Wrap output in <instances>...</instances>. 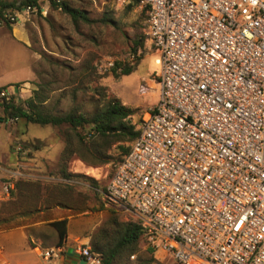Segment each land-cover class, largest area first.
Returning <instances> with one entry per match:
<instances>
[{
	"label": "built area",
	"instance_id": "built-area-1",
	"mask_svg": "<svg viewBox=\"0 0 264 264\" xmlns=\"http://www.w3.org/2000/svg\"><path fill=\"white\" fill-rule=\"evenodd\" d=\"M136 2L159 55V99L134 124L104 206L176 264H264V0ZM66 252L36 249L46 261ZM77 253L102 264L90 247Z\"/></svg>",
	"mask_w": 264,
	"mask_h": 264
},
{
	"label": "rangeland",
	"instance_id": "rangeland-1",
	"mask_svg": "<svg viewBox=\"0 0 264 264\" xmlns=\"http://www.w3.org/2000/svg\"><path fill=\"white\" fill-rule=\"evenodd\" d=\"M2 1L15 2L21 9L5 14L11 29L0 17V82L22 81L34 74L33 80L18 85L11 93L16 102L31 98L40 86L48 98L46 108L54 114L73 109L93 112L104 97L115 98L135 111L131 116L133 124L157 103L159 55L149 49L144 39L145 17L140 10L121 8L115 0H58L87 12L92 20L87 24L74 23L49 0H39L40 9L22 8L23 0ZM107 18L112 24L104 22ZM136 47L138 51L134 53ZM117 62L132 67L133 72L115 77L112 69ZM0 118V221L5 222L0 223V230L24 227L30 237L41 239L50 248L57 242L56 232L48 225L52 219L84 216L90 224L91 238L107 225L116 214L115 209L104 206L102 192L118 159L92 167L74 157L67 165L70 177H64L61 154L69 138L75 140L70 127L7 118L1 99ZM111 152L115 158L120 156L116 146ZM88 178L98 182V188ZM7 183L14 185L10 198L3 194ZM48 198L75 209L53 208L19 215ZM82 208L88 210H77ZM117 214L119 221L127 222ZM138 247L139 252L132 255L135 258L129 256L121 264H140L141 257L151 258L144 238ZM153 258L151 264H176L171 255L162 251L155 252Z\"/></svg>",
	"mask_w": 264,
	"mask_h": 264
},
{
	"label": "trees",
	"instance_id": "trees-1",
	"mask_svg": "<svg viewBox=\"0 0 264 264\" xmlns=\"http://www.w3.org/2000/svg\"><path fill=\"white\" fill-rule=\"evenodd\" d=\"M51 4L61 9L63 13L69 15L74 23H92L87 12L72 8L66 2L58 0H49ZM137 5L136 0L126 6L133 9ZM22 8H37L39 0H23ZM16 3H7L0 0V17L7 20L5 14L9 11L19 10ZM145 17L144 12L142 13ZM106 23L112 24V20L105 19ZM11 22L7 20V25L11 29ZM144 39L147 40L145 34ZM138 47V46H137ZM134 49L137 53L138 49ZM123 67V68H121ZM121 72L118 73V70ZM134 69L132 67H124L121 63L115 64L112 72L115 77L121 75H130ZM6 89V87H1ZM1 99V106L7 118L24 119L27 123L37 125L52 126H68L75 134V140L69 138L67 144L61 154L60 167L64 177H70L67 173V165L74 157L79 158L85 164L92 167H101L109 164L111 161L118 159L119 162L130 153L132 143L138 138L139 132L131 121V116L135 111L125 105L119 99L104 97V102L100 103L93 112H81L73 109L65 114H54L46 108L47 96L44 95V87L40 86L34 95L27 100H19L16 102L14 98L6 100ZM3 118H0V120ZM116 146L120 152V156L115 158L112 154L113 147ZM75 177L82 178L84 176L77 175ZM85 178V177H84ZM94 187L98 188V182L88 178ZM18 186V184H17ZM105 189V188H104ZM48 198L41 201V204H35L33 210L21 212L19 215H32L42 213L53 208L72 211L68 203L53 201ZM86 211L87 208L77 209ZM114 210V209H113ZM115 216L111 217L107 225L102 227L92 238L90 249L91 253L98 254L102 264H121V260H126L139 252V242L143 239V227L135 222H121L118 219V212L114 210ZM0 223H5L0 221ZM67 218L49 223V227L57 234V242L53 247L63 246L68 237ZM44 248H47L43 245ZM51 248V247H50ZM151 254L150 259H139L140 264H151L155 261L153 258L154 251L148 250Z\"/></svg>",
	"mask_w": 264,
	"mask_h": 264
},
{
	"label": "crops",
	"instance_id": "crops-1",
	"mask_svg": "<svg viewBox=\"0 0 264 264\" xmlns=\"http://www.w3.org/2000/svg\"><path fill=\"white\" fill-rule=\"evenodd\" d=\"M33 78L34 74L30 79L22 81L0 82V88L6 87L12 93L18 85L31 81ZM65 218L69 220L68 237L65 242L67 252L60 259L46 261L40 258L36 249L44 248L41 239L30 237L24 227H16L0 230V264H79L81 257L77 253V248L90 246V224L84 216L75 218L67 215L49 222Z\"/></svg>",
	"mask_w": 264,
	"mask_h": 264
},
{
	"label": "water",
	"instance_id": "water-1",
	"mask_svg": "<svg viewBox=\"0 0 264 264\" xmlns=\"http://www.w3.org/2000/svg\"><path fill=\"white\" fill-rule=\"evenodd\" d=\"M79 264H87V261L86 259H81L80 263Z\"/></svg>",
	"mask_w": 264,
	"mask_h": 264
}]
</instances>
